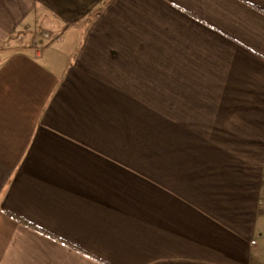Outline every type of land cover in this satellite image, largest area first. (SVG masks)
<instances>
[{"label":"crops","instance_id":"1","mask_svg":"<svg viewBox=\"0 0 264 264\" xmlns=\"http://www.w3.org/2000/svg\"><path fill=\"white\" fill-rule=\"evenodd\" d=\"M8 39L0 264H264V0H0Z\"/></svg>","mask_w":264,"mask_h":264},{"label":"rangeland","instance_id":"2","mask_svg":"<svg viewBox=\"0 0 264 264\" xmlns=\"http://www.w3.org/2000/svg\"><path fill=\"white\" fill-rule=\"evenodd\" d=\"M83 20L77 23H70L67 26L71 29H75L80 32L83 30L82 24L85 21ZM62 24L63 22L54 13L46 11V10H41V12H39V14L36 16L34 24L30 28L28 29L26 28L25 31L22 30L21 32L16 33L13 36V38L19 34H22L21 36L24 40L28 39V41H24L22 45L26 44L28 46H32L33 49L35 50H40V48L43 45H45V43L52 41L57 31H59L57 29L59 28L61 29L64 27ZM20 44L21 43H17V42H14L8 39L7 41L0 43V50H6V49L8 50L10 48H16L20 46ZM53 44L54 46H52L50 49L57 47L60 44V42H56L54 40Z\"/></svg>","mask_w":264,"mask_h":264},{"label":"trees","instance_id":"3","mask_svg":"<svg viewBox=\"0 0 264 264\" xmlns=\"http://www.w3.org/2000/svg\"><path fill=\"white\" fill-rule=\"evenodd\" d=\"M8 216H10L12 219H14V220H16V221H18V222H21V223H25V224H27L25 221H23L22 219H20V218H18V217H16V216H14V215H12V214H10V213H6Z\"/></svg>","mask_w":264,"mask_h":264}]
</instances>
